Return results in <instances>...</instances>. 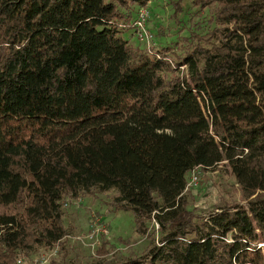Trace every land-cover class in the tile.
<instances>
[{
	"label": "trees",
	"instance_id": "1",
	"mask_svg": "<svg viewBox=\"0 0 264 264\" xmlns=\"http://www.w3.org/2000/svg\"><path fill=\"white\" fill-rule=\"evenodd\" d=\"M149 1L0 0V264L67 235L64 198L107 191L148 246L94 264H264V0H189L159 57L121 26ZM218 165L240 201L196 214L186 176Z\"/></svg>",
	"mask_w": 264,
	"mask_h": 264
},
{
	"label": "rangeland",
	"instance_id": "2",
	"mask_svg": "<svg viewBox=\"0 0 264 264\" xmlns=\"http://www.w3.org/2000/svg\"><path fill=\"white\" fill-rule=\"evenodd\" d=\"M177 3L180 12L174 14L173 4ZM148 19L147 27L153 36L156 45L169 47L175 51L173 44L180 45L181 39L186 37L196 18H191V7L189 0H150L147 4ZM136 11V9H135ZM125 38L132 45L138 43L129 30ZM198 182L195 189H188L184 194L189 199L188 208L194 213L211 210L219 203V200L240 201L238 187L229 171L218 165L206 171L196 169L194 172ZM190 174L186 176L188 180ZM115 191L82 195L78 198H64L62 204V224L66 228L67 235L55 245L56 253L54 258H49L45 264H94L96 260H111L117 258H135L143 254L147 249L148 241L145 237L134 231L132 215L129 212L114 210L112 207V196ZM77 203V204H76ZM89 211H93L104 224L106 233L95 238V245L90 253L89 249L75 240L85 234L89 222ZM150 231L156 230L154 226ZM156 236V234H155ZM106 242L105 255L97 253ZM63 245V250L59 248ZM259 246L264 249L263 244ZM45 250L38 248L26 257H18L23 264H31L34 259L41 256H48L53 249ZM62 248V247H61ZM16 259V260H17Z\"/></svg>",
	"mask_w": 264,
	"mask_h": 264
},
{
	"label": "built area",
	"instance_id": "3",
	"mask_svg": "<svg viewBox=\"0 0 264 264\" xmlns=\"http://www.w3.org/2000/svg\"><path fill=\"white\" fill-rule=\"evenodd\" d=\"M147 19H148L147 6L137 8L132 20L128 24H124L121 26L124 28H128L131 31L132 36L134 37L140 48L146 52V54L153 57H159V55L157 54L158 46L153 40V36L147 27ZM179 70L182 71L183 66H180ZM196 169L197 168H194L190 171L188 180L185 183L184 192H186L188 189L196 190L197 182H198L197 176L194 173ZM62 205L65 207L66 202L63 203ZM88 217H89V222L85 234L81 237H76L75 240L78 241L80 244L82 243V245L88 248L90 253H92V250L96 242L95 238L98 235L105 234L106 229L102 221L93 211H89ZM55 253H56V248H53L50 251V254H48V256L46 257L41 256L40 258L34 259L31 262V264H45L49 258H54L56 256ZM13 264H23V263L21 260L17 259Z\"/></svg>",
	"mask_w": 264,
	"mask_h": 264
}]
</instances>
